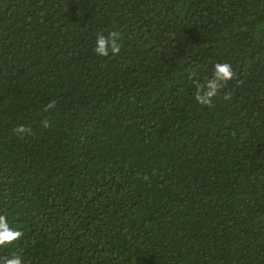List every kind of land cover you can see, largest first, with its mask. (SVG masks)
Wrapping results in <instances>:
<instances>
[{"label":"trees","instance_id":"obj_1","mask_svg":"<svg viewBox=\"0 0 264 264\" xmlns=\"http://www.w3.org/2000/svg\"><path fill=\"white\" fill-rule=\"evenodd\" d=\"M0 216L21 264H264V0H0Z\"/></svg>","mask_w":264,"mask_h":264},{"label":"clouds","instance_id":"obj_2","mask_svg":"<svg viewBox=\"0 0 264 264\" xmlns=\"http://www.w3.org/2000/svg\"><path fill=\"white\" fill-rule=\"evenodd\" d=\"M116 34L105 36L104 33H98L96 36V46L94 51L99 56H104L111 50L113 53L119 52V47L115 44ZM214 80H208L203 85H197L195 99L198 103L207 105L211 98L216 94L220 87L218 81H226L232 78L231 65L228 63H216L214 65ZM23 129H21L22 131ZM21 236V232L13 228L5 216H0V245L10 243ZM0 264H21V258L18 255L0 257Z\"/></svg>","mask_w":264,"mask_h":264}]
</instances>
